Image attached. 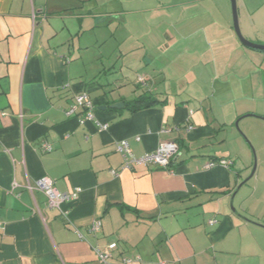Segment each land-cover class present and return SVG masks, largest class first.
Here are the masks:
<instances>
[{
  "label": "crops",
  "instance_id": "0c3cea01",
  "mask_svg": "<svg viewBox=\"0 0 264 264\" xmlns=\"http://www.w3.org/2000/svg\"><path fill=\"white\" fill-rule=\"evenodd\" d=\"M171 1L0 0V264H97L93 248L110 243L117 244L110 264L134 256L140 261L132 264H264L263 217L247 213L249 184L264 187L258 173L235 195L242 217L229 210L252 163L234 124L247 128L244 116L264 118L256 110L264 106V69L252 63L264 52L240 44L222 6ZM249 1L237 3L241 33L264 44V0ZM139 14L152 17L147 31L136 26ZM126 17L134 27L127 39ZM147 36L175 49L180 73L148 67L134 45ZM125 41L135 43L125 49ZM131 57L137 68L124 69ZM82 93L94 121L80 124L79 112H66ZM143 93L154 103L130 113L125 102ZM119 102L124 108H110ZM123 140L135 157L175 142L173 173L154 166L121 171L115 149ZM210 162L216 165L206 169ZM43 177L61 193L81 189L61 205L66 219L42 192L27 189ZM97 220L100 230L91 235Z\"/></svg>",
  "mask_w": 264,
  "mask_h": 264
},
{
  "label": "rangeland",
  "instance_id": "374dc122",
  "mask_svg": "<svg viewBox=\"0 0 264 264\" xmlns=\"http://www.w3.org/2000/svg\"><path fill=\"white\" fill-rule=\"evenodd\" d=\"M187 1L188 0H172L170 3H171V5H174L177 3H179V4L185 3ZM260 1L261 0H251L249 2H253L254 4H259ZM236 2L238 3V0ZM209 5H215V6H220V7L222 6L221 10H223V12H224V10L226 11L227 15L229 16V18L232 22L231 7H230V1L229 0H209ZM237 7H238V5H237ZM171 8H173V7H171ZM171 10L172 9H170L169 13H171ZM163 14L167 15V12L165 11ZM149 18H152V17L150 15H146V14L135 15L134 19L136 20V26H139L142 29H144L145 31H147L148 29L146 27H148V25H146V24H147V20ZM130 20H131L130 17L125 18L124 25L129 26L128 28H124V30H123V38H125V39L128 38V32L131 30L130 27L132 29L134 28L132 25H129ZM238 21H239V18H238ZM115 22L117 25L120 24V21L119 22L115 21ZM116 27L117 26L114 25V27H112V28L115 29ZM239 28H240V26H239ZM136 29H138V28L135 27V31L137 33ZM163 31L164 30L161 27H159L156 29L155 34L158 33L157 36H162ZM240 31H241V29H240ZM119 34H122L121 31ZM139 34H143V33L141 32ZM155 42L156 41H154V39L152 37L147 36L146 39L141 40V42H137L138 44H134L135 41L134 42L125 41V42H123V46L125 47V49H127L132 44L138 45V47H140L139 52H143V55H145L146 58L150 61L148 64V67L150 69L166 70L167 74L171 73V72H177V73L179 72L180 73L182 71V67L180 68V65L178 64V62H176L173 59L174 56L170 55L171 54L170 51H173L175 53V49H173V50L170 49L167 51L166 48L161 47L159 45V43H155ZM252 43H254V42H252ZM113 44L114 43H112V42L107 44V46L105 47V51L107 50V48H109V46H112ZM254 44L264 45V44H258V43H254ZM249 50H251V49H249ZM105 51H104V53H105ZM252 52H256V51H252ZM148 57H150V59ZM169 57H171V58H169ZM171 59L173 60V64L169 63ZM195 62L196 61H194V63ZM252 63L254 64V70H258V68H260V66H261L260 70L264 69V57L262 59H260V57L252 58ZM199 64L201 66H198V67H200V68L204 67L200 61H199ZM119 65H121L120 62L117 63V68L119 67ZM137 65H138V61L136 59H133L132 57L123 62V68L124 69L133 70V69L137 68ZM205 67L208 68V67H210V65L205 66ZM144 68H145V65L142 66V69L141 68H138V69L143 70ZM138 69H136V70H138ZM172 75H175V74H170L169 77ZM177 75L179 77H181V74H177ZM255 75H256V73L254 74V76ZM169 79H171V78H169ZM260 79H261V82H264V75L263 74L262 75L260 74ZM172 81H173L172 83H175L174 80H172ZM256 81L259 82V80H256ZM263 107H261L260 109H256V110L261 112V113H264ZM259 119L264 120V118H260L258 115L255 118L254 117L253 118L248 117L244 120L245 121L244 124H248L247 128H245L243 125H240L238 123L237 128L234 125V129L236 130V133L240 136L242 141L246 144L248 152L250 153V154L248 153V155H250L252 163H251V168H250L249 173L251 172V169L253 168V166L255 164V166H256L255 173H258L259 179L264 181V171L261 169L258 172V165H257V163H260V161H262L261 160L262 156H264V130L261 127V126H264V124L262 123V121H259ZM233 144H235V143H232L231 147H233V148L236 147ZM251 187H252V189L248 190V201L247 202L249 204V209H248L247 213L250 216H255V217L259 216L260 218L263 217V220H261L262 221L261 223H264V193L263 194L261 193V191L264 192V187L255 191V190H253V187L255 188L254 182L249 184L248 188H251ZM245 191H247L246 188L243 189V192H245ZM236 207H238L237 202L236 201L234 202V200H233L232 206L229 205L230 212H233V210H237Z\"/></svg>",
  "mask_w": 264,
  "mask_h": 264
},
{
  "label": "built area",
  "instance_id": "2783aa9c",
  "mask_svg": "<svg viewBox=\"0 0 264 264\" xmlns=\"http://www.w3.org/2000/svg\"><path fill=\"white\" fill-rule=\"evenodd\" d=\"M137 81L139 83L144 82L143 77H138ZM79 112V123L83 124L85 122H93L94 121V107L92 105L91 100L87 97L85 93L78 94L74 98V103L67 110L66 115L71 116L75 113ZM4 115V114H2ZM97 127L99 131H104L107 129V126L104 124L97 123ZM138 140V138H136ZM45 152H50L51 148L47 144H43L42 146ZM116 152H118L122 156V165L121 171H129L134 166H143L149 167L154 166L159 169L165 170L169 173H173L170 170V163L174 156L178 154V145L175 142L167 141L162 142L158 146V148L151 153H145L142 156L135 157L129 148L128 142L123 140L116 143ZM221 165L229 166V163L226 161H219ZM216 164L213 162L205 165L206 169H210L214 167ZM112 175H116V171H111ZM27 189L31 192L37 190L42 192L47 201V207L50 209H56L62 215L64 219L67 218V212L61 209V205L64 203H69L77 200L79 193L81 192L80 188H75L71 193H61L58 192L54 186L52 180L47 177H43L37 180L34 186H27ZM215 222H209V224H213ZM101 222L99 220L94 221L88 228L89 234H95L100 230ZM2 229V225L0 224V231ZM79 239H83V236L78 232V230L74 231ZM117 248L116 243H110L104 248L95 247L93 248V252L97 258V264H110V260L113 258V253ZM140 257L135 256L133 258L124 257L120 260V264H131L133 262H139ZM163 264V263H162Z\"/></svg>",
  "mask_w": 264,
  "mask_h": 264
},
{
  "label": "water",
  "instance_id": "95a60500",
  "mask_svg": "<svg viewBox=\"0 0 264 264\" xmlns=\"http://www.w3.org/2000/svg\"><path fill=\"white\" fill-rule=\"evenodd\" d=\"M230 1V7H231V15H232V29L233 32L236 36V38L238 39V41L240 42V44L242 46H244L245 48L251 49V50H257V51H263L264 52V45H257L254 44L252 42H250L249 40H247L246 38H244V36L242 35L240 28H239V21H238V7H237V0H229ZM111 109H122L124 108V105L119 102L116 104H113L110 106ZM99 109L104 110L106 109V107H100ZM244 117H256L254 115H246ZM258 118V117H257ZM235 127L237 128L238 126V120L237 122H235ZM255 169L256 166L254 164L253 168L251 169V172L249 173V175L247 176V178H245L242 182H240V184L237 186L236 190L232 193L230 200H229V205L232 206L233 200L235 198V195L238 193L239 189L246 184L253 176L255 173ZM233 213L238 215L239 217H242L238 214L237 210H233Z\"/></svg>",
  "mask_w": 264,
  "mask_h": 264
},
{
  "label": "trees",
  "instance_id": "16d2710c",
  "mask_svg": "<svg viewBox=\"0 0 264 264\" xmlns=\"http://www.w3.org/2000/svg\"><path fill=\"white\" fill-rule=\"evenodd\" d=\"M141 77V76H139ZM138 78V77H137ZM138 82V81H137ZM139 83V82H138ZM144 83V82H143ZM154 103V98L149 94L147 95L146 93L141 94L139 97H136L133 100L126 101L125 102V108L130 112V113H135L139 111L140 109L148 108L149 105ZM135 257V256H134ZM124 258L121 257L120 260ZM134 263V262H133ZM120 264V263H119ZM132 264V263H131Z\"/></svg>",
  "mask_w": 264,
  "mask_h": 264
}]
</instances>
